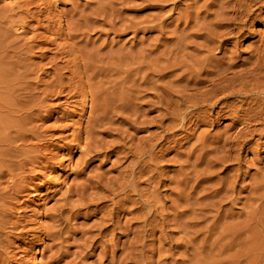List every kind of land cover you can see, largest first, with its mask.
I'll list each match as a JSON object with an SVG mask.
<instances>
[{
  "label": "rangeland",
  "instance_id": "374dc122",
  "mask_svg": "<svg viewBox=\"0 0 264 264\" xmlns=\"http://www.w3.org/2000/svg\"><path fill=\"white\" fill-rule=\"evenodd\" d=\"M36 1H38V2H36ZM49 1H50L49 2L50 6L49 7L47 6L48 7L47 8V7H45L46 5H44V4H43L44 6L41 5V0L40 1L39 0H15V1L14 0L13 1L12 0H0V32L2 31V33H6V32H8V29H10V32H8V36L6 35L7 33L6 34L1 33L2 35L0 34V98H1L0 99V104H1L0 106L8 104L6 106H8L9 108L11 107V109H9L6 106L0 107V110L2 111V112L0 111V122H1L0 126L2 127V124H4L3 127L0 129V135H2L1 132H3V131L5 132V133L3 132V137L2 138L0 137L1 138L0 139V144H1L0 145V159L2 158L4 160L1 159V161L7 162V163H3L0 161V171L3 170L2 172L4 173V178L3 177L2 178L5 180V181H3V179H0V180H2V181H0V188L3 190H7V192H8V188L11 187L10 186L11 184H9L10 176L8 175L6 170L12 166L9 170H11V169L15 170L16 169L15 171H13L14 173L13 172L12 173L15 175V177L17 175L20 177V179H19V177L17 176L15 180L16 181L20 180L21 184H19V186H21V188L23 189V191H22L23 193L20 192V193H22V195H20V193H19L20 196L17 195V198L19 197L18 199L16 198L17 203H16V201L13 200V202L16 203L15 205L17 208L15 209L16 211L12 214V218L15 220L17 218L20 220L25 219L27 221H30V225L28 228H33L34 226L38 227L39 224H40V226L41 225L48 226L47 224L50 225L51 224V220H50L51 217L56 214V207L58 206V204H60L62 202V199H61V198H63L62 196H63V194H65L68 191L69 188L71 189V187H72V189H73L79 185L81 187L88 189V193L99 192L98 189H95L92 187V183L96 182L98 179H102V181H104V182L108 181V179L114 180L118 177L120 171H123V169H124L123 165L124 164L122 165V162L120 163V162H117V160H115L119 157L115 154L108 156V157H105L104 155H102V156L100 155V156L95 157V159L89 161L87 163V165L83 164V161L85 159H87V157L82 156V152H80L81 147L80 148L78 147L79 145L84 146V144L86 142L84 140L86 138L84 131H85V128L87 130V128L90 127L89 122H91V121L93 122L94 120L100 119L97 116H100L101 113L99 111L93 112V109L96 105H98L100 103V107L96 106V109L104 110L105 109L104 103H106L105 98H106V101L111 102L113 99L116 100L120 95L121 96L131 95V92H132V94L136 95V97H138V96L141 97V101H140V97H139V99L136 98L134 100V105L136 106V104H137L136 107L141 108L143 113H141V115L139 117V119H141V120H136L134 123L133 122L131 123V121H129L130 123L128 122L129 124L127 126V123L122 124V123H120V121H116L117 120L116 115L119 116L120 113L119 114L115 113V115H114V112H113L114 110H113L112 113L110 112L109 114H107L108 122H105V123H109L111 125H109V124L104 125L105 124L104 123V124H102L101 127L99 125L98 127L95 126L96 128L93 129L94 132L96 133L95 134L96 138H98V139L100 138L99 140H102L104 142H111V140L112 141L114 139L116 140L119 137V133L120 134L125 133L123 135H124V137L127 136L126 139H129V138L131 139L133 137L132 138L133 143L136 144V142H137V144H139L144 138H146V135L148 137L149 134L151 135L152 132H153L152 133L153 135L154 134L156 135V133H159L160 129L158 128V118L156 116H157L158 111H159L158 107H160L161 104H159L158 100L155 98L157 97V95H159L158 93L161 91L160 90L161 88L168 86V83H170V81L174 80V75H172L170 78L169 76L163 77V75H164L163 72H161L159 74L160 71L157 70L158 67L155 65V64H157V62L153 61L156 58L155 59H153V58L159 54L157 52V48H159V47H157V46H160V47L162 46V48L166 49L169 46L173 45L172 44L173 38L176 37V34L173 33V31H175L174 28L175 29H178V28L181 29L180 26L181 27L184 26L183 25V20H185L184 17L186 18V16L183 15L184 10H182L181 8L184 9L185 6L187 7V5L189 6L190 3H192V1L190 2L188 0H186V3L184 2V0H49ZM187 1H188V3H187ZM201 1L203 2L204 0H201ZM11 2L12 3L16 2V3H18V5H19V3H20V5L21 4L24 5L26 2L27 5H24V7L22 5L21 6L19 5L20 7L19 6L16 7L14 5V3L12 4ZM202 2H200L199 5ZM37 3L40 5V7L38 8V10H35L39 6ZM12 5H13V7H15V10L12 7ZM35 5L36 6L38 5V6L36 7ZM9 7L11 9H13V12H11V13L9 12L10 11ZM43 7H45V9ZM17 8H21V10H19ZM22 8H24V10H26L27 8L30 10L32 8V9H34V11L32 10V12H35V11L38 12V14L35 12V15H34V16H36L35 19L32 17L27 19L28 21H26V22H27V26H28L27 28H29V31H27V28L23 29V30H25V32L27 31L26 33L23 32L22 29L19 30V28H16V26H14L15 22H13L9 25L10 28L7 25L8 22H6L7 24L5 23V21L8 20V19H6V16H8L9 18L13 17L14 21H16V19H18V16L20 15L19 13L21 12V16L23 17L25 13H24V10L22 11ZM41 8H43L44 11L40 12L39 10H42ZM102 8L104 9V12H103ZM200 8H201V6H197V8H195L196 10L198 9L197 11H199L197 13L199 15L201 14L200 19H202L203 16H206L205 14H206V11L208 9H209L208 12L209 11L211 12V10L212 11L216 10V7H214V9L213 8L212 9L207 8V10H205L204 7L202 9H200ZM48 9L50 10V12ZM173 9L176 11L174 12ZM203 9L205 10L204 12H203ZM178 10H180V11L178 12ZM191 10H193V11H191ZM190 11H191L192 15H193V13H196V11L194 9H189V12ZM200 11H201V13H200ZM17 12H18V14H17ZM43 13H47V14H43ZM50 13L55 15V16H53V15L51 16ZM40 14L42 16H39ZM82 14L84 16L86 15L85 16L86 18L88 17L89 20H87V24L84 22L82 24H79V21L80 22H82L84 20L86 21V18L83 17L84 18L83 19L81 16H78V15H82ZM181 14L183 15L182 16L183 17L182 22L178 21L179 16H177V15H181ZM202 14H203V16H202ZM263 14L262 13L260 14V20L261 19L264 20ZM46 15H47V17L45 19L44 17ZM87 15H89V16H87ZM194 16L195 15H193V17ZM261 16H263V17H261ZM49 17L50 18L55 17L56 21L54 20V18L52 19L54 21L48 20L47 18H49ZM79 17H81V18H79ZM37 18L40 21H37ZM41 18H44V19L41 20ZM90 18H91V20H90ZM162 18L165 20V22H164V20H162ZM170 18H172V20H170ZM175 18H177L176 19L177 22L175 21ZM29 19H32V21ZM33 19L36 21H33ZM168 19L170 21H168ZM209 19H212V17H209L208 20ZM11 20L12 19H10V21ZM45 20H48L50 22L51 28H48L49 25H47V23L49 24V22H47V21L45 22ZM10 21H9V23H10ZM151 21L153 22L154 26L157 25L156 22H158V23L164 22V24H166V23L168 24L170 22L169 25H167V24L165 25L166 27H168V26H170V27H168V28L165 27V28H166V30H171V34L169 35L170 32L166 31V33H168V34H165V35H167L165 37V35H163L165 33V30L163 33H160V32L158 33V31L156 30L157 28L155 29L157 31V33L154 29L151 30L150 28L153 27V24L151 23ZM74 22H76V24H73ZM171 22H173V23H171ZM200 22H202V20ZM200 22H197V23H200ZM70 23H72L71 25H73L75 28L71 27ZM77 23H78V25H77ZM115 23L117 24V26ZM84 24H86V25H84ZM147 24H148V26H147ZM172 24H173V26H172ZM176 24H179V25L177 26ZM114 25L116 26V28H114L115 27ZM175 25L177 28L175 27ZM191 25L193 26V23ZM11 26H12V28H11ZM13 26L17 29V31L19 30L23 33H19V31L17 32L16 29L13 28ZM46 26H47V30L45 28ZM110 26H113L114 29ZM3 28H4V30H2ZM5 28H7V29H5ZM110 28H112L113 30L116 29L119 31L112 32L113 30H110ZM145 28H146V30H147V28H148V30L150 29L149 32H148V30L146 32V30H144ZM121 29H122V31H121ZM187 29H189V31L187 30V32L193 31V30H190V28H187ZM194 29H196V27ZM263 30H264V25H263L262 21L258 20V22L256 24L249 27L248 30L245 31V33L243 34V38H241L235 46L230 45L228 48H233L232 51L234 52L235 57L237 59H239L240 61L243 60L244 58L247 59L248 57H250V54H252L253 46H256L258 44L257 40L259 39V36ZM3 31H5V32H3ZM156 37L158 38V40ZM159 37H160V39H159ZM163 37H165V38H163ZM4 38H5V40H4ZM17 38H20V39H17ZM154 38H155V41H154ZM26 39H28L29 41ZM167 39L169 40L167 42H171V41L172 42L167 43L166 42ZM3 40H4V42H3ZM151 40H153V41H151ZM25 41L26 42L28 41L31 43V44L29 43V45H27V48L30 45H34V47H32V48H31V46L29 47V49L31 51H27V48H25L26 44H28V42L25 43ZM174 41H175V38H174ZM156 42L158 45L156 44ZM151 43H153V44H151ZM165 43H167V44H165ZM21 44H24V45H22V47H20L19 45H21ZM148 44H149V46H148ZM35 45H37V46H35ZM147 46H148V49H147ZM23 47L26 50H24ZM19 48H21L22 50ZM162 48H159L158 51L159 50L162 51L163 50ZM136 49L139 52L138 57L136 55V51H137ZM149 49H150V51H149ZM153 49L155 50V52H152V51H154ZM145 50H147V52ZM234 50H236V52H238V53H235ZM92 52H95V53L92 54ZM114 52H115V54L111 58V55H109V53L112 54ZM118 52H120L119 53L120 54V56H119L120 61H119V59H116V58H118V55H116V53H118ZM121 52H123V54ZM140 52L141 53L144 52V53L141 54ZM151 52L155 55H153ZM91 54L93 55L92 60L89 59ZM151 54H152V56H151ZM88 55H89V58H88ZM128 55H129V57H128ZM139 55H143L144 57L139 56ZM109 56H110V59H112V60L109 59ZM125 56H127V57H125ZM150 57H151L152 62L148 61L150 59ZM128 58H130V59H128ZM136 58H138L139 60ZM24 59H26V60H24ZM132 59H133V62H130ZM141 59H143V61L146 60L145 62L148 64H146V63L145 64L148 68L150 67L152 70H154L156 68L153 76L151 74V72L153 73V71L150 68L148 70L147 67L145 69V67H144L145 64H144V62H142ZM23 60L25 61L24 63H23ZM116 60H118V61L116 62ZM124 60L126 62H124ZM21 61L23 64L21 63ZM136 61L139 65H143V64L144 65L141 67L136 63ZM123 62H124V64H123ZM139 62H141V63H139ZM126 63H127V65H125ZM134 63H136L138 66ZM151 63H152V65H151ZM84 64L87 65L88 68H87V66L85 67ZM108 64L109 65L111 64V65L108 66ZM83 66H84V68H83ZM135 66L140 67L141 69L138 68L139 69L138 70V69H136ZM89 67H90V69H89ZM128 67H130V68L133 67V69H130ZM134 67L136 70L134 69ZM85 68L89 71L84 70ZM100 68H102V69L104 68L103 69L104 71ZM111 68L114 69V71L116 73L111 70L112 72H114L113 74H111L112 73L110 71ZM126 69L127 70L130 69V70H128L129 73H128V71L126 73H122L123 71L125 72ZM79 70H81V71H79ZM105 70L110 71V73L108 74L109 76L106 75L108 73V71H106L107 73L105 74V76L107 79L104 77ZM116 70H118L119 73H117ZM132 70L134 73L130 72ZM74 71L77 72L78 74H75ZM161 71H164V70H161ZM177 71L178 72L175 71L174 74H176V73L179 74L181 72V70H177ZM84 72H85V74L87 73L86 76L83 75ZM139 72H140V74H139ZM146 72H147V75H146ZM149 72H150V74H149ZM157 72L159 75H162V77L160 76L161 78L159 77L158 74H156ZM97 73L99 76L97 75ZM132 73L135 75H133ZM141 73H142V77H141ZM79 74L82 76L81 79H80ZM92 74H94V75H92ZM130 74H132V75H130ZM78 75H79V77H78ZM124 75L128 76L129 78L128 77L124 78L123 77ZM96 76H98V77L96 78ZM120 77L123 80L127 79V81L128 80L129 81L128 82L125 81L126 83L122 84L124 81ZM130 77L133 81L132 80L130 81ZM135 77H137V78L135 79ZM144 77H145V79L148 77L146 79V81L143 80ZM156 77H159L158 81L156 80V79H158ZM93 78H94V80H93ZM164 79H166V80H164ZM102 80H103V82H102ZM110 80H112V82H110ZM113 80H115V81L116 80H118V81L122 80L121 81L122 83L120 82L121 83L120 84L117 81H116L117 82L116 83ZM160 80H163V81H160ZM133 82L134 83L137 82L136 83L137 85H138V82L140 85L142 84L141 88L139 85V88L137 89V87H136L137 85L134 84ZM143 82L147 83V84L145 86H143V84H144ZM151 82L153 85L151 84ZM162 82L165 83L166 85L161 84ZM105 83H107V84H105ZM111 83H113V85L115 83L114 87H117V88H115L116 90H114L115 92L114 91L112 92V89L114 87L113 86H112V88L110 87ZM127 83H129V84H127ZM148 83H150V84H148ZM156 83H157V85H156ZM99 84L100 85L103 84L102 85L103 87L100 86ZM108 84H109V86H107ZM130 84L131 85L133 84L132 85L133 87ZM97 85H99L102 90L104 88V91L107 94L103 95L104 91H102L103 92L102 93L101 90L98 89L100 87H97ZM117 85H119V86H117ZM122 85H124V87ZM148 85H150V87ZM94 86H95V88H94ZM104 86H106V88ZM121 86L123 87V90L120 89ZM156 86L157 87L159 86L158 89L160 91L158 89H156L157 88ZM107 87L109 89H107ZM127 87H130V88H128L130 90H128ZM145 87L147 89L148 88L149 89L147 90ZM142 88H143V90H142ZM119 89L122 90L123 92L122 91L120 92ZM124 89H127V90H124ZM153 89H154V91H153ZM91 90H92V92H91ZM97 90L99 91V93ZM110 90L113 94L115 93L114 97H113V94L110 92ZM87 91L93 95H96L97 97L101 95L100 97L102 98V100L100 99V97H98V99L96 97V100L99 101L98 102L95 100L94 103H96V105L93 102H89V100L92 101V98H91L92 95L89 96L90 93H87ZM116 91H118V92H116ZM124 91L125 92L127 91V92L124 93ZM135 91H137V92L135 93ZM140 91H141V93H140ZM142 91H144V92H142ZM83 92H84L85 97L83 96ZM85 92H86V94H85ZM108 92H110V93H108ZM123 93L125 95H123ZM139 94H141L143 96H141ZM80 95H82V96H80ZM108 95H110V97L112 96L111 98H113V99L109 98ZM144 95H146V96H144ZM15 96L16 97L19 96L20 98L17 97L18 98L17 99ZM21 97H22L23 101L20 100ZM103 97H105V98H103ZM15 99H17V101ZM1 101H3V103ZM19 101H22L21 106L18 103ZM4 102H5V104H4ZM142 102H143V104H142ZM91 103L94 105H92ZM102 104H103V106H102ZM22 106H23V108H22ZM101 106H102V108H101ZM155 106H157V108ZM90 107H92V109H90ZM2 108H4L5 110L3 111ZM17 109H21L22 111L20 110V112H18L19 110H17ZM25 109L28 111H26ZM7 110H9V112H12V113H6V112H8ZM23 110L26 111L27 114H26V112H23ZM91 111L95 114L94 115L92 113L90 114ZM107 111H109V110H107ZM144 111H145V113L146 112L147 113L145 114ZM96 113L98 115H96ZM110 114H112V115H110ZM142 114L144 116H146L147 118L145 117L146 118L145 119ZM29 115H30L31 119L29 118ZM27 116L29 119L27 118ZM153 116H154V119H153ZM23 117H26V118H23ZM92 117H94V120H91V119H93ZM155 117L157 119V122H156ZM22 118L26 121H24ZM111 118L113 119V121ZM130 119L132 120L133 117H131ZM149 119H152V121ZM6 121H7V124H6ZM9 121L11 122V124ZM114 121H116L117 123ZM136 122H138V123H136ZM152 122L153 123L155 122V123L152 124ZM139 123H140V126H138ZM229 123H230L229 120H221V122H219V124H218L219 126L217 125L215 130H217V132L218 131L220 132V130L223 131L224 128L227 127ZM130 124H132V126ZM136 124H138V125H136ZM10 125H13L16 128V130L19 129L18 130L19 134H18V131L16 133V131H14L15 130L14 127L13 126L10 127ZM194 125L195 126L197 125L196 128L198 127L196 130L194 129V127H195ZM4 126H6V128ZM130 126L133 128H131ZM136 126L140 127V128H137ZM32 127H33V129L35 127L34 130L32 129L33 133H34L33 135H32V131L30 130V128H32ZM117 127H119V129H121V130L119 131V129ZM4 128L6 129V131ZM134 128L137 130L138 129H140V130L136 131V130H134ZM9 129H11V131H7ZM28 129L30 130L31 133L28 132ZM114 129H116V130H114ZM204 129H206V130H204ZM1 130H3V131H1ZM124 130H125V132H124ZM207 130H209L207 128V126L206 127L204 125L198 126L196 121H194V122H191L187 125V133L188 132L190 133V131L192 132L190 134L188 133L189 136H188L187 141H185V140L183 141L181 139L185 135V133L182 132L184 134L183 135L181 133V131L176 132V135H178V136L175 139H176V141H178V143H182V142L184 143L185 142L186 145L185 144H183V145L185 146L186 150L183 147L182 151H184V150L188 151L189 148L194 149L196 147L197 142H195V141L199 138V136L204 131H207ZM215 130L212 132L210 131L211 135L215 133ZM233 131L234 130H230V132L228 131L227 132L228 135L233 133ZM6 132H7V137H8V135L11 137V135H13L14 132L16 134L13 135L14 137H12V139L10 137H8V138L6 137V139H4L5 138L4 134L6 135ZM20 132H21V135L23 134L22 138L20 136ZM26 133L29 136L32 135L31 138L29 136H27ZM79 133H81V134H79ZM193 133H196L197 135L195 134L196 135L195 136ZM17 134H18V136L16 137ZM191 134H192V136H191ZM34 135H35V137H34ZM36 135H38V137L40 139H37L38 137H36ZM193 135H194V137H193ZM25 136H26V138L28 137L27 138L28 141H26V139L24 140ZM197 136H198V138H197ZM190 137H193V138L196 137V139H193ZM32 138H34V139H32ZM73 138H74V140H73ZM75 138H77V139H75ZM79 138H81V139L79 140ZM139 138H141L140 139L141 141L139 140ZM177 138L181 139V140L179 141ZM189 138H190V140H189ZM2 139L6 140L5 143ZM10 139H11V141H10ZM21 139L24 142L18 141ZM7 140H9L11 142L10 143L8 141L10 146L13 145L11 147L12 149H10V146L7 143ZM75 140H77V141H75ZM2 142L5 145H3ZM12 142H14V144ZM187 142H189V144ZM193 142H194V146H193ZM77 143H79V145ZM154 143H156L154 148L158 150L164 142H162V144H159L160 146H157V144H158L157 141H154ZM3 146H5V147H3ZM47 146H48V148H47ZM15 147H18V148H15ZM156 147H158V148H156ZM177 147H175V150L177 149ZM2 149L4 150L3 152H2ZM17 149L21 150L20 151L21 153H19ZM7 151H9L11 154ZM156 152L160 153L158 151H156ZM196 152L199 153L198 151H195V156L198 155ZM6 153L9 155H6ZM24 153H25V155H24ZM26 153H27V155L30 153L29 154L31 156L30 158H32V159L35 158L34 159L35 165H34V163H33V165H32V163H30L32 159L29 160L30 158H28L29 156L28 157L26 156ZM33 153H35V154H33ZM20 154H22L23 156ZM13 155H15L14 158H12ZM16 155L21 156V157H17ZM34 155H35V157H34ZM173 155H174V152L167 155L166 157L171 158V157H173ZM48 156L53 157V159L48 157ZM195 156L192 157L190 160H192L194 158L192 161H195ZM3 157H5V158L7 157L8 161L12 158L9 161L10 164ZM23 157L24 158L26 157L25 159L28 158V162L30 161L29 162L30 164L28 162H27L28 164L24 163V162H26V160ZM83 157H85V158H83ZM120 157H121V155H120ZM241 157L243 158L242 161L244 160L243 164L241 166L242 167L241 169L243 172H242L241 180L239 182L240 185L237 187L238 190L236 189L237 190L236 193H234V195H231V197H230V198H234V199H232V202L229 199H226V200L221 199L222 202L220 201L221 204L219 205L218 199L214 198V201L217 200V202H216L217 204L215 205V208H213V209L210 208V209H208V211L207 210L205 211L206 217L204 219H201L202 216L200 217V215H197V213H195V217H194V215L191 214V211L189 213L188 210L189 209H191V210L195 209V208H197V206L199 207V205L195 204L194 202L199 203L201 201L200 198L203 197L204 195H206L208 193L210 195V192H211V194H213V189L210 187L215 185L214 182H205V184H203V186L205 185L204 187H206L204 190L201 188H197L195 190L196 193L190 192V193H193L191 195V197H193V198H192V200H190L189 204L186 203L184 200H182L180 202H176V204L172 208L171 207V204H172L171 199L172 200L174 199V197H172V196L176 192V189L174 188V186H175L174 183L171 184V181L172 180H174L173 182L176 181L175 179H177V178H175L176 177L175 176L176 175L175 170H178L179 167H178V164H176L175 162H174L175 163L174 164L173 162H170V161H166V162L163 161L162 162L163 164L161 163V166L164 168L165 171L168 170V173L166 172V174L169 175V177H168V175H165V180L167 182L165 181L162 185H159V184L155 185L154 183H152L153 184L152 188H154V189H151L152 184H149V182L143 181V179H142V178H144L145 180L147 179L148 176L145 177V175L150 176V174H145L144 177L140 178V180H139L140 182H139V186H138V189L142 191V195L143 194L145 195V193L147 192L146 193L147 196L143 195L144 198L150 196V199L152 200L153 197H156V200L158 198V201H160V205L163 206V208H162L163 211H161V213H160V215H161L160 218H159V214L157 212H154L155 215L154 214L151 215L149 217L150 219H148V220L154 219L153 221H154V224H157V226L155 225L157 228L153 227L154 226L153 221L147 222V224L150 223L149 224L150 227L148 225H146L143 229L141 228L143 226V224H142L141 219H140V214L145 212V209H144L145 206L142 204L144 206V208H142L143 206L141 204H139L141 202H140V200L138 201V197L136 195H135L136 196L135 197L133 193L131 194L128 192V194L126 196H130V197H126V200L127 199L128 200L127 201L124 200V203L122 204V206L123 205L125 206V209L123 208L124 206L123 207L121 206V208H123V212H122V209L120 208L121 210L118 213L117 221L119 220V227L117 225L114 228H112V227L108 228L107 230H105L103 232V234H105V235L101 236L102 238H100V236H98L99 230L102 229L101 227H103V226H101L102 225L101 222H103L101 219L104 218L103 214L107 213V211H106L107 209L109 210L110 208L114 207V206H112V202L109 201L108 199L100 200V201L97 200V202L92 201V202H90L91 204L88 203V205L81 207L80 208L81 210L79 209L77 211H74L72 213L74 215L69 216L70 218L68 219V222L66 221L65 223H62L61 226H59V229L61 228V230H59V235H58L57 239H54L56 241H53V238H49V237L47 238V237L41 236L40 234L38 235V233H36L37 235H35V236H29L30 238H28V240L26 239L25 241H23L19 237L20 236L19 233L16 232V234L9 237V243H10L9 244V250L10 251H15V250L18 251V247H26V246L33 247L31 254H29V256L27 257L28 261L26 264H50V263L51 264H113V262H114V264H119L118 262H121V261H123L122 264H132L133 262H131L130 258L132 257L133 252L131 251L132 253L131 252L129 253L130 249L127 246L130 244L133 245L135 242V243H137V245L134 244V247L136 246L135 250H138V251L141 250V247H139L140 243L138 244L139 241L136 242V238L138 237L137 239L139 240L140 234L144 233L143 235L146 236L148 233V235L146 237L145 236L142 237L143 235H141L142 238L140 237L141 244L146 243L145 241L148 242L147 244L144 245L145 248L147 247L146 248L147 251L145 250V248L143 249V251H144V253H142V255L144 254L142 256L143 259L139 258V260H138V261H140V260L142 261V263H140L141 261L139 262L140 264H147V263H149V264H160V263L161 264H264V188H263V185L261 186L262 187L261 188L260 184H259V181H261L260 176L262 177L264 175V146L259 145L257 147L255 145L251 144V148L249 147L248 150H244ZM54 158H55V160H54ZM167 158H165V159H167ZM13 159H14V161L11 162ZM21 160H22V163H21ZM34 160H32V161H34ZM190 160H189V162L192 163ZM14 162H16L15 163L16 165L13 164ZM18 162L20 163L21 167H19V165H17V164H19ZM43 162H46V163H43ZM114 162H115V164H114ZM40 163H43V164H40ZM116 163H117V165H116ZM1 164L2 165L7 164V165H5L6 166L5 169L6 168L7 169L4 170V168ZM21 164L24 165V168L22 167ZM9 165H11V166L8 168L7 166H9ZM219 166L217 169H222V167L219 168ZM13 167L14 168L18 167V169L17 168L14 169ZM83 167H85V168H83ZM121 167H123V168H121ZM202 167H203V164H201V166H199L198 169H200ZM1 168H2V170H1ZM185 169H188V167H186ZM20 171H21V173H20ZM244 171H245V173H244ZM6 173H7V175H6ZM17 173H19V174H17ZM21 177H24L23 179H26V180H23ZM6 178H9V179L7 180ZM166 178H168V179H166ZM170 179H171V181H170ZM32 180H33V182H32ZM257 181H258L259 185H256ZM1 182H2V184H1ZM254 182H255V187H254ZM18 183H19V181H18ZM148 184L150 185V187L146 186ZM209 184H210V186H209ZM249 184H251V185H249ZM169 185H170V188H169ZM192 185H194V183ZM7 186H8V188H7ZM241 186H243V187L245 186L246 190L245 189L241 190V188H240ZM247 186H249V187H247ZM257 186L259 188H257ZM90 187H92V188H90ZM173 188H174V190H173ZM150 189L153 191L151 192ZM156 190H158V191H156ZM171 190H173L174 192ZM251 190H252V192H251ZM155 191H156V193H155ZM198 191H200V192H198ZM203 191L205 193H202ZM7 192L5 191L4 193H7ZM148 192H149V194H148ZM172 192H173V194H172ZM194 193L197 195H195ZM237 193H238V195H237ZM152 194H154L153 197H152ZM124 196H122V197H121V195L117 196L116 199L114 198V200L118 201L117 199H121ZM158 196L161 197V199ZM59 199H60V201H58ZM73 199H76V197H73ZM209 199L210 198H208V200ZM161 200H163L164 202H162ZM208 200H207V202L213 201V200H210V201H208ZM191 201H192V203H191ZM18 202H20V203H18ZM136 202H138V204ZM177 203H178V205H177ZM190 204L193 207L190 206ZM168 205H170V207H168ZM139 206L141 208H138ZM219 206H221V207H219ZM155 207H157V204H155ZM185 207H187V214H186V208ZM176 209L177 210L179 209V210L177 211ZM182 209H184V212L182 213L183 215L180 217L181 213L179 211L182 212L183 211ZM164 210H165V213H163ZM195 210H197V209H195ZM140 211H142V212H140ZM137 213H138V216H137ZM156 213L158 214V217H157ZM184 213H185V216H184ZM168 214L171 216H168ZM174 214H176V216ZM189 214H191V216ZM18 216H19V218H18ZM162 216H164V217H162ZM182 217H183V219H182ZM161 218H165V220L163 219V222L165 221V225H164V223H161L162 222ZM191 218H194V221L192 219L191 223H192V221L193 222H197V221L202 222V220H203L201 226L207 225L206 226L207 230L204 227V231L201 230V232L203 231L204 233L202 232L201 234L200 233L198 234V233L188 232L187 234H185V236H187V237L182 235L185 232H182L181 226L179 227L177 224H176L177 226L174 225L176 223V222L174 223V221H178V219H179L178 223L184 222V220H185V222H187L186 220L189 221ZM31 219L34 222H32ZM155 219H157L158 221H156ZM167 222H169V223H167ZM203 223H204V225H203ZM152 224H153V226H152ZM158 225L161 228L158 227ZM151 228H153L154 230ZM111 229L113 230L112 233L110 232ZM141 229H142V232H141ZM160 229L163 231L165 230L164 233H163V231H160ZM108 230H109V232H107ZM139 230H140V232H139ZM143 230H145V231H143ZM183 230H184V228H183ZM132 231L136 232L137 237L133 234ZM185 231H187V230H185ZM151 232H153L154 238L152 237L153 234H151ZM166 233H168V234H166ZM29 234L32 235V232H29ZM162 234L166 235L167 237L163 236ZM189 234H190V236H189ZM193 234H196V235H194V237L195 238L198 237V238L196 239L195 242L194 241L192 242L194 244H192V243H191L192 245L189 244V246H191V247H189V246H187L188 245V239L190 237H192ZM221 234H223V236ZM33 235H34V233H33ZM95 235H97V236H95ZM104 236L106 238H104ZM150 236L153 239H151ZM206 236H208L209 238H207L205 240L204 237L206 238ZM89 237H91L92 239ZM131 237L133 238L134 242H132ZM164 237H166V238H164ZM194 237H192V238H194ZM143 238H144V242H143ZM163 238L165 239V241ZM185 238H187V240ZM97 239H98V241H97ZM105 239L107 240V242ZM83 240L86 241V243H84ZM92 240H95V244H94L95 249L94 250L89 248V245L91 244L90 241H92ZM174 240H175L176 244L174 243ZM184 240H186L187 242L185 241L186 242L185 243ZM27 241H29L30 243ZM170 241H171V243H170ZM123 242H124V244H123ZM177 242L179 243V245L177 244ZM181 243H183V244H181ZM99 244H100V246H99ZM105 244L107 245V247ZM17 245H18V247H16ZM108 245H109V247H108ZM170 245H172V246H170ZM181 245L182 246L185 245L187 247L183 248L184 247L183 246L180 249L179 247ZM203 245H205L206 248H204ZM84 246H86V247H84ZM174 246H179L178 248L180 250L177 249V247L175 248ZM100 247H102V248H100ZM114 247H115V249H114ZM126 247L128 249L127 250L128 251L127 252L128 253L127 259L125 258L124 254H122V251H121L122 250L121 248H126ZM168 247H170V248H168ZM12 249H14V250H12ZM169 249H170V251H169ZM176 249L178 251H176ZM182 249H183V252H182ZM204 249H205V251H204ZM184 250L187 252L184 253L185 252ZM106 251H107V253H106ZM166 251H168V252L166 253ZM171 251H173V252H171ZM111 252H113L112 255H111ZM169 252H171L170 255L173 254V257H172V255H171V258L169 257L170 256V255H168ZM62 253H63V255H62ZM152 253H153V255H152ZM125 259H126V261H125ZM172 261H174L175 263ZM67 262H69V263H67Z\"/></svg>",
  "mask_w": 264,
  "mask_h": 264
},
{
  "label": "bare ground",
  "instance_id": "6f19581e",
  "mask_svg": "<svg viewBox=\"0 0 264 264\" xmlns=\"http://www.w3.org/2000/svg\"><path fill=\"white\" fill-rule=\"evenodd\" d=\"M13 1V0H12ZM15 1V0H14ZM40 1V0H39ZM188 1H192V3H190V5L187 7L185 6V8H181L182 10H184V14L186 16V18L184 17L185 20H183V25L184 26H180L181 29H175V31H173V33L176 34V37L175 38V41H174V38H173V45L169 46L168 48H162V46H157V42H156V46L159 47V48H162L163 50L162 51H158L159 48H157V52L159 53L157 56H155L153 59V61H156L157 64H155L160 72H163L164 75L163 77H166V76H169L171 78L172 75H174V80L173 81H170V83H168V86H165L163 88H161L160 90L158 89V87L156 89H158L160 92L158 93L159 95H157V97L155 99L158 100V103L161 104L160 107H158L159 111H158V114H157V118H158V128L160 129L159 133H156V135L152 134L151 135L149 134V136L147 137L146 135V138H142L143 140L141 141L139 138V140L141 141L139 144H134L133 143V137L130 139H126V137H124L123 134L125 133H119V137L114 141L111 140V142H104L102 140H99L98 138H96L95 136V132L93 129H95L96 127H98L100 125V127L102 126V124H104L105 122H108V119H107V114H109L110 112L112 113V111L114 112V115L115 113H120L119 116L116 115V118L117 120L116 121H120V123H127V126L128 124L130 123L129 121H131V123L135 122L136 120H141L139 119L141 113L142 112V109L139 108V107H136L134 105V100L136 98L139 99L140 96L136 97V95H133L132 92H131V95H125L124 93H126L124 91L123 95L125 96H119L116 100L111 98L110 95L109 98L113 99L111 102H108L106 101V98H105V106H104V110L102 109H96V106L100 107V103L98 105H96L95 100H96V95H93L91 94L90 92L87 91V93H90L91 98H92V101L89 100V102H93L96 106L94 107L93 109V112H100L101 113V117L100 116H97L99 117L100 119L98 120H94V117H92L93 119L91 120H94L93 122H89V125L90 127L85 128V136L86 138L84 139L86 142L84 144V146H80L79 143H77L79 146V148L81 147V150L80 152H82V156H85L87 157V159H85L83 161V164L87 165V163L93 159H95V157L97 156H102L104 155L105 157H108V156H111L113 154L119 156L117 159V162H122V165L124 166V169L123 171H120L118 177L116 179H112V180H109L104 182L102 181V179H98L96 182L92 183V187L95 188V189H98L99 192H95V193H88V189L84 188V187H81V186H77L75 188L71 189L69 188L68 191L63 194V198L62 199V202L60 204H58V206L56 207V214L54 216L51 217V224H47L48 226H43L39 224L38 227L34 226L33 228H28L29 225H30V221H27L25 219H13L12 218V214L16 211L15 209L17 208L16 207V198H17V195H19L20 192L23 191V189L21 188V186H19L20 183V180L19 183L18 181H16V176L13 174L18 167H13L15 170H9L12 166L9 165L7 166L9 169H5V165H2L4 170H6V172L8 173V175L10 176V179L9 178H6L7 180L9 179V184H11L8 188V192L7 190H3L0 188V264H26L27 261H28V256L29 254H31V251H32V248L33 247H30V246H26V247H18V245L16 247H18V251H10L9 250V237H11L12 235L19 233V237L21 238V240L25 241L26 239L28 240V238H30L29 236H35L37 235L36 233H38V235L40 234L41 236H44V237H49V238H53V241H56L54 239H57L58 235H59V230H61V228L59 229V226H61L62 223H65L66 221L68 222V219L70 218L69 216L70 215H74L72 214L74 211H77L79 210L81 207H84L86 205H88V203L92 202V201H95L97 202L100 201V200H105V199H108L109 201L112 202V208H110L109 210L107 209V213L106 214H103L104 218L101 219L103 222L101 226L102 229L99 230V233H98V236H100V238H102L101 236L105 235L103 234V232L105 230H107L108 228L112 227H116L118 225L119 227V220L117 221L118 219V213L120 212V210L122 209V212H123V208L125 209V206L123 207L122 204L124 203V200H126V197H130V196H126L129 193H133L134 196L136 195L138 197V201L140 200L141 203L139 204H143L145 206L142 207L145 209V212L144 213H141L140 214V219H141V222L143 224V226L141 227L142 229L148 225L150 223L147 224L148 221H153V220H148L150 219L149 217L151 215L154 214V212H157L159 214V218H160V213L161 211H163V206L160 205V201H158V198L156 200V197H153L154 194H152V200L150 199V196L148 197H145L142 195V191L138 189V186H139V180L140 178L144 177L145 174H150L149 175H145L148 176L147 179L145 180L144 178L143 181H147L149 182V184H152L154 183L155 185L156 184H159V185H162L166 180H165V175H168L166 174V172L168 173V170H164V168L161 166V163L163 161H170V162H175L176 164H178V167L179 169L178 170H175V179L176 181L173 182L174 180L171 181V184L174 183V188L176 189V192L173 194V191L172 194L174 197V199L172 200L171 199V207L173 208L174 205L176 204V202H180L182 200H184L186 203L189 204L190 200H192L193 197H191V195L193 193H190V192H195V190L197 188H201V189H205L206 187L203 186V184H205V182H214V186L210 187L213 189V194H211L210 192V195L209 193L204 195L203 197H201V201L199 203H196L194 202L195 204L199 205V207L197 206V210L195 209H189V213L191 211V214L194 215L195 217V213H197V215H200L201 219H204L206 217V213L205 211L208 209H213L215 208V205L217 204V200L214 201V198H217L218 201H219V205L221 204L220 201L222 202L221 199H229L231 202H232V199L234 198H230L231 195H234V193H236V191L238 190L237 187L240 185L239 182L241 180V176H242V164H243V161H242V153L244 150H248V148L250 147L251 148V144L252 145H255V146H259V145H263L264 146V30L262 31V33L260 34L259 36V39L257 40L258 44L256 46H253V49H252V54H250V57H248L247 59H243V60H239L235 57V54L234 52L232 51L233 48H228L230 45H233L235 46L238 41L243 38V34L245 33V31L248 30L249 27L253 26L254 24H256L259 21H262L263 25H264V20L261 19L260 20V14L264 13V0H204L203 2L201 0H188ZM187 1V3H188ZM38 2V1H36ZM50 1L48 0H41V5H46L45 7H49L50 6ZM182 2V1H181ZM184 2L186 3V0H184ZM202 2L200 5L199 3ZM12 3V2H11ZM14 5L16 7H18L20 5H18V3L16 2H13ZM12 3V4H13ZM24 4V3H23ZM32 4V3H31ZM38 4V3H37ZM110 4V3H109ZM108 4V5H109ZM22 5V4H21ZM20 5V6H21ZM24 5H27L26 2ZM24 5H22L24 7ZM34 5V4H33ZM39 5V4H38ZM37 5V6H38ZM43 5V6H44ZM19 6V7H20ZM36 6V5H35ZM36 6V7H37ZM197 6H201L200 9H202L203 7L205 8V10H207V8H213L216 7V10L212 11L211 9V12L208 10L206 11V16H203L202 14V19H200V15L197 13L199 11H197L195 8H197ZM13 7V5H12ZM26 7V6H25ZM35 7V8H36ZM40 7V5L35 9V10H38V8ZM45 7H43L45 9ZM47 7V8H48ZM175 7V6H174ZM14 10H15V7H13ZM43 8H41L42 10H39L40 12L41 11H44ZM46 8V9H47ZM19 10H21V8H17ZM103 9V8H102ZM101 9V10H102ZM186 9V10H185ZM189 9H194L196 11V13H193V15H195L193 17L191 11L189 12ZM9 12H13V9H11L9 7ZM18 10V11H19ZM24 10V8H22V11ZM32 10L34 11V9H26L24 10V16L22 17L21 16V12L19 13L20 17L18 16V19H16V21H14L13 17L12 18H9L8 16H6V19H8L10 21V19H12L9 23L8 20L5 21L8 22V26L15 22L14 23V26H16V28H19L20 29H26L28 26H27V22L28 21L27 19L28 18H34L36 16L35 15V12H32ZM49 10V9H48ZM174 10V9H173ZM172 10V11H173ZM181 10V11H182ZM203 9V12L205 11ZM176 10H174L175 12ZM180 10H178L179 12ZM194 11V12H195ZM39 12V13H40ZM50 12V10H49ZM103 12H104V9H103ZM202 12V13H203ZM38 14V12H36ZM48 13V12H47ZM47 13H43V14H47ZM96 13V12H95ZM201 13V11H200ZM15 14V13H14ZM18 14V12H17ZM16 14V15H17ZM42 14V13H41ZM39 15V16H42V15ZM51 14V13H50ZM178 14V13H177ZM180 14V13H179ZM13 15V14H12ZM49 15V14H48ZM53 14H51L52 16ZM182 14L181 15H177L179 16V20L178 21H181L182 22V19H183V16ZM264 15V14H263ZM10 16V15H9ZM34 16V17H33ZM44 16V15H43ZM55 16V15H53ZM78 16H81L82 18H86L83 14L82 15H78ZM89 16V15H87ZM38 17V16H37ZM47 15L44 17L46 19ZM79 17V18H81ZM165 17V16H164ZM163 17V18H164ZM174 17V16H173ZM172 17V18H173ZM209 17H212V19H209ZM263 17V16H261ZM3 18V17H2ZM1 18V19H2ZM5 18V17H4ZM44 18H41L44 19ZM50 18V17H49ZM47 18L48 20H52L54 18L55 20V17L53 18ZM60 18V17H59ZM58 18V19H59ZM78 18V19H79ZM83 18V19H84ZM155 18V17H154ZM162 18V20H164ZM172 18H170V20H172ZM33 21H36L34 20ZM153 19V18H152ZM177 18H175V21L177 22L176 20ZM187 19V20H186ZM3 20V19H2ZM5 20V19H4ZM32 21V19H29ZM48 20H45V22H49ZM52 20V21H54ZM87 20L88 17L86 18V21H82L80 22L79 21V24H82L83 22L87 24ZM91 20V18H90ZM167 20V19H166ZM168 19V21H170ZM202 20V22L200 21ZM37 21H40L38 18H37ZM56 21V20H55ZM156 21V20H155ZM160 21V20H159ZM200 22V23H197V22ZM30 22V21H29ZM42 22V21H41ZM150 22V21H149ZM165 22V20H164ZM164 22H156L157 25L154 26L153 22L151 21V23L153 24V27H151L150 29L151 30H156L158 31V33H163L164 30H165V34H168L166 33V31L170 32L169 35L171 34V30H166V28L170 27H166L165 25L167 24H164ZM174 22V21H173ZM171 22V23H173ZM39 23V22H38ZM53 23V22H52ZM155 23V22H154ZM170 23V22H169ZM169 23L167 25H169ZM193 23V26L191 25ZM72 23H70V26L75 28L73 25H71ZM73 24H76V22H74ZM84 24V25H86ZM116 24V23H115ZM150 24V23H149ZM259 24V23H258ZM29 25V24H28ZM41 25V24H40ZM47 25H49L48 28H51L50 27V22L49 24L47 23ZM78 25V23H77ZM113 25V24H112ZM151 25V24H150ZM177 26L179 24H176ZM175 25V27H176ZM181 25V24H180ZM13 26V28H15ZM115 26V25H114ZM117 26V24H116ZM116 26L114 28H116ZM148 26V24H147ZM173 26V24H172ZM113 28V26H110ZM133 27V26H132ZM150 27V26H149ZM166 27V28H165ZM196 27V29L194 28ZM10 28V26H9ZM12 28V26H11ZM15 28V29H16ZM46 30H47V26L45 27ZM112 28H110V30H113ZM126 28V27H125ZM172 28V27H171ZM170 28V29H171ZM177 28V27H176ZM187 28H190V30H193L191 32H187V30L189 31V29ZM7 29V28H5ZM149 29V30H150ZM4 30V28L2 29ZM18 30V31H19ZM51 30V29H50ZM125 30V29H124ZM146 30V28L144 29ZM148 30V28H147ZM146 30V32H147ZM148 30V32H149ZM155 30V31H156ZM7 31V30H6ZM17 31V29H16ZM17 31V32H18ZM27 31H29V28H27ZM26 31V32H27ZM116 32V31H119V30H113L112 32ZM122 31V29H121ZM156 31V33H157ZM5 32V31H3ZM8 32H10V29H8ZM8 32L6 33H2V31L0 32V34H6L8 36ZM23 32H25V30H23ZM21 31H19V33H23ZM25 32V33H26ZM50 32V31H49ZM152 32V31H151ZM153 33V32H152ZM155 33V32H154ZM1 34V35H2ZM117 34V33H116ZM159 35V34H158ZM168 35V36H169ZM157 36V35H156ZM160 36V35H159ZM167 35H165L166 37ZM163 37V38H165ZM170 37V36H169ZM173 37V36H172ZM6 38V37H5ZM4 38V40H5ZM157 38V37H156ZM171 38V37H170ZM169 38V39H170ZM17 39H20V38H17ZM30 39V38H29ZM160 39V37H159ZM3 40V42H4ZM28 40V39H26ZM158 40V38H157ZM156 40V41H157ZM29 41V40H28ZM27 41V42H28ZM153 41V40H151ZM154 41H155V38H154ZM169 41L168 39L166 40V42ZM25 41V43H27ZM162 42V41H161ZM172 42V41H171ZM171 42H167V43H171ZM241 42V41H240ZM24 43V44H25ZM30 42H28V44H26V47L27 48V45H29ZM165 43V44H167ZM16 44V43H15ZM24 44H21L19 45L20 47H22V45ZM31 44V43H30ZM153 44V43H151ZM155 44V43H154ZM163 44V43H162ZM18 46V47H19ZM31 48L34 47V45H30ZM29 46V47H30ZM37 46V45H35ZM58 46V45H57ZM149 46V44H148ZM148 46H147V49H148ZM167 46V45H166ZM29 47L27 48V51H31L29 49ZM24 47L23 49L26 50ZM151 48V47H150ZM237 48V47H236ZM21 49V48H19ZM29 49V50H28ZM63 49V48H62ZM140 49V48H139ZM146 49V48H145ZM22 50V49H21ZM137 50V49H136ZM154 50V49H153ZM26 51V52H27ZM147 52V50H145ZM150 51V49H149ZM235 53H238L236 52V50H234ZM90 52V51H89ZM138 50L136 51V55L138 57V54L139 52ZM152 52H155L152 51ZM151 52V53H152ZM156 52V53H157ZM95 53V52H92V54ZM120 52L116 53V55H118V58L116 59H119L120 61ZM123 54V52H121ZM129 53V52H128ZM131 53V52H130ZM135 53V52H134ZM141 53V52H140ZM144 53V52H142ZM141 53V54H142ZM149 53V52H148ZM147 53V54H148ZM91 54L90 58H89V55H88V58L92 60L93 58V55ZM113 54V55H112ZM109 55H111V58L112 56H114L115 52L112 53ZM121 54V55H122ZM153 54V53H152ZM151 54V56H152ZM134 55V54H133ZM132 55V56H133ZM135 55V56H136ZM146 55V54H145ZM155 55V54H153ZM123 56V55H122ZM131 56V57H132ZM139 56H142L144 57L143 55H139ZM148 56V55H147ZM237 56V55H236ZM127 57V56H125ZM129 57V55H128ZM146 57V56H145ZM141 58V57H140ZM147 58V57H146ZM109 59H110V56H109ZM114 59V58H113ZM126 59V58H125ZM130 59V58H128ZM138 59V58H136ZM26 60V59H24ZM23 60V63L25 62ZM112 60V59H110ZM127 60V59H126ZM139 60V59H138ZM142 62H144V64L146 63L145 61H143V59H141ZM118 60H116L117 62ZM150 62H152L151 60V57L150 59L148 60ZM124 62H126L124 60ZM123 62V64H124ZM130 62H133V59L130 61ZM155 62V63H156ZM22 63V61H21ZM20 63V64H21ZM22 63V64H23ZM137 63V61H136ZM134 63V64H136ZM141 63V62H139ZM112 64V63H111ZM110 64V65H111ZM119 64V63H118ZM117 64V65H118ZM122 64V63H121ZM131 64V63H130ZM133 64V65H134ZM138 64V63H137ZM136 64V65H137ZM143 64V63H142ZM143 64V65H144ZM148 64V63H146ZM146 64L144 65L145 69H146ZM25 65V64H24ZM27 65V64H26ZM85 65V64H84ZM90 65V64H89ZM92 65V64H91ZM108 64V66H110ZM127 65V63L125 64ZM129 65V64H128ZM139 65V64H138ZM137 65V66H138ZM143 65H139V66H143ZM150 65V64H149ZM152 65V63H151ZM154 65V64H153ZM87 65H85L86 67ZM119 66V65H118ZM124 66V65H123ZM102 67V66H101ZM106 67V66H105ZM104 67V68H105ZM117 67V66H116ZM122 67V66H121ZM125 67V66H124ZM136 67V66H135ZM134 67V69H135ZM153 67V66H152ZM84 68V66H83ZM88 68V66H87ZM93 68V67H92ZM103 68V69H104ZM108 68V67H107ZM106 68V69H107ZM130 68V67H128ZM141 69L140 67H136V69ZM148 68V67H147ZM150 68V67H149ZM148 68V70H149ZM154 68V67H153ZM78 69V68H77ZM90 69V67H89ZM102 69V68H100ZM102 69V70H103ZM109 69V68H108ZM130 69H133V67H131ZM128 69V70H130ZM135 69V70H136ZM138 69V70H139ZM151 69V68H150ZM156 69V68H155ZM155 69L152 70L153 73L151 72L152 76L154 75V72H155ZM84 70H87L86 68ZM93 70V69H92ZM96 70V69H95ZM101 70V71H102ZM114 71V69H110V71ZM126 69V71L122 72V73H126L128 71ZM134 70V71H135ZM143 70V69H142ZM161 70H164V71H161ZM177 70H181V72L179 74H174L175 71L178 72ZM77 71V70H76ZM81 71V70H79ZM89 71V70H87ZM104 71V70H103ZM106 71L108 70H105L104 72V77L106 78L105 74L107 73ZM110 71H108V73L106 75H108L110 73ZM111 71V72H112ZM117 73H119L118 70H116ZM141 71V70H140ZM78 72V71H77ZM77 72L74 71L75 74H78ZM115 72V71H114ZM114 72H112L111 74H113ZM130 72H133L130 71ZM148 72V71H147ZM147 72H146V75H147ZM149 72V74H150ZM73 73V74H74ZM92 73V72H91ZM103 73V72H102ZM101 73V74H102ZM116 73V72H115ZM129 73V71H128ZM134 73V72H133ZM132 73V74H133ZM137 73V72H136ZM87 74V73H86ZM85 72H84V76H86ZM100 74V73H99ZM130 74V75H132ZM140 74V72H139ZM148 74V75H149ZM158 74V72L156 73ZM158 74V75H159ZM80 75V74H79ZM78 75V77H79ZM94 75V74H92ZM96 75V74H95ZM98 75V73H97ZM135 75V74H133ZM138 75V74H137ZM145 75V76H146ZM75 76V75H74ZM99 76V75H98ZM96 76V78L98 77ZM101 76V75H100ZM109 76V75H108ZM107 76V77H108ZM112 76V75H111ZM151 76V75H150ZM162 77V75H159V77ZM92 77V76H91ZM103 77V76H102ZM122 77V76H121ZM120 77V78H121ZM124 78L128 77V76H123ZM132 77V76H131ZM130 77V81L132 80ZM141 77H142V73H141ZM159 77H156L158 79H156L157 81L159 80ZM160 77V78H161ZM82 78V76L80 75V79ZM95 78V77H94ZM93 78V80H94ZM129 78V77H128ZM137 77H135L136 79ZM148 78V77H147ZM146 78V79H147ZM168 78V77H167ZM90 79V78H89ZM101 79V78H100ZM104 79V78H103ZM107 79V78H106ZM110 79V78H109ZM119 79V78H118ZM122 79V78H121ZM141 79V78H140ZM145 77L143 78V80H145ZM98 80V79H97ZM123 80V79H122ZM121 80V81H122ZM152 80V79H151ZM166 80V79H164ZM105 81V80H104ZM114 82H121L120 80H113ZM124 83H126L125 81H127V79H124L123 80ZM129 81V80H128ZM127 81V82H128ZM133 81V80H132ZM142 81V80H141ZM150 81V80H149ZM148 81V82H149ZM153 81V80H152ZM160 81H163V80H160ZM159 81V82H160ZM168 81V80H167ZM97 82V81H96ZM103 82V80H102ZM106 82V81H105ZM110 82H112V80H110ZM109 82V83H110ZM116 82V83H117ZM95 83V82H94ZM93 83V84H94ZM120 83V84H121ZM131 83V82H130ZM134 83V82H133ZM137 83V82H136ZM134 83V84H136ZM142 83V82H141ZM144 83V82H143ZM107 84V83H105ZM104 84V85H105ZM129 84V83H127ZM147 83H144L143 86H145ZM150 84V83H148ZM152 84V82H151ZM161 84H165V83H161ZM160 84V85H161ZM92 85V84H91ZM100 85V84H99ZM97 85V87H100L102 85ZM115 85V83H114ZM113 83L110 84V87L112 88V86L114 87ZM131 85V84H130ZM133 85V84H132ZM131 85V86H132ZM137 85V84H136ZM135 85V86H136ZM139 82H138V85L136 86L137 89L139 88ZM142 85V84H141ZM141 85H140V88H141ZM153 85V84H152ZM157 85V83H156ZM166 85V84H165ZM109 86V84L107 85ZM119 86V85H117ZM124 87V85H122ZM121 86V87H122ZM128 86V85H127ZM130 86V87H131ZM150 87V85H148ZM103 87V86H102ZM106 88V86H104ZM120 89L123 90V87ZM130 87H127L130 88ZM133 87V86H132ZM152 87V86H151ZM95 88V86H94ZM110 88V89H111ZM115 88L117 87H114L112 89V92L114 90H116ZM126 88V87H125ZM146 88V87H145ZM144 88V89H145ZM153 88V87H152ZM151 88V89H152ZM99 90L104 91V88L103 90L100 88H98ZM107 89H109L107 87ZM106 89V90H107ZM119 89V90H120ZM127 89H124V90H127ZM134 89V88H133ZM147 89V88H146ZM145 89V90H146ZM149 89V88H148ZM147 89V90H148ZM155 89V88H154ZM153 89V91H154ZM118 90V89H117ZM120 90V92L122 91ZM130 90V89H128ZM135 90V89H134ZM143 90V88H142ZM144 90V91H145ZM95 91V90H94ZM93 91V92H94ZM98 91V90H97ZM142 91V92H144ZM156 91V90H155ZM92 92V90H91ZM111 92V90H110ZM108 92V93H110ZM111 92V93H112ZM115 92V91H114ZM118 92V91H116ZM123 92V91H122ZM130 92V91H129ZM128 92V93H129ZM137 91H135L136 93ZM95 93V92H94ZM99 93V91H98ZM97 93V94H98ZM103 93V92H102ZM127 93V94H128ZM139 93V92H138ZM141 93V91H140ZM155 93V92H154ZM82 94V93H81ZM86 94V92H85ZM96 94V93H95ZM107 94L105 91H104V94L105 95ZM113 94V93H112ZM111 94V95H112ZM102 95V96H103ZM115 93L113 94V97H114ZM119 95V94H118ZM141 95V94H139ZM79 96V95H78ZM82 96V95H80ZM83 96H84V92H83ZM101 96V95H100ZM98 96V97H100ZM107 96V95H106ZM117 96V95H116ZM143 96V95H141ZM146 96V95H144ZM156 96V95H155ZM16 97V96H15ZM19 97V96H17ZM16 97V98H17ZM85 97V96H84ZM97 97V99H98ZM20 98V97H19ZM90 98V99H91ZM116 98V97H115ZM144 98V97H143ZM1 99V98H0ZM18 99V98H17ZM17 99H15L17 101ZM100 99L102 100V98L100 97ZM22 97H21V99ZM22 101H19V105L21 106V102ZM28 101V100H27ZM98 101V100H96ZM140 101H141V97H140ZM3 103V101H1ZM25 102V101H24ZM23 102V103H24ZM99 102V101H98ZM97 102V103H98ZM104 102V101H103ZM154 102V101H153ZM26 103V102H25ZM141 103V102H140ZM5 104V102H4ZM15 104V103H14ZM17 104V103H16ZM92 104V103H91ZM92 104V105H94ZM143 104V102H142ZM152 104V103H151ZM1 105V104H0ZM8 105V104H6ZM6 105H2L0 107H3V106H6ZM90 105V104H89ZM145 105V104H144ZM103 106V104H102ZM101 106V108H102ZM154 106V105H153ZM158 106V105H157ZM157 106H155L157 108ZM8 107V106H6ZM16 107V106H15ZM97 107V108H98ZM5 108V107H4ZM4 108L3 111L5 110ZM9 108V107H8ZM7 108V109H8ZM23 108V106H22ZM11 109V107L9 108ZM90 109H92V107H90ZM19 110L18 112H20L21 109H17ZM26 110V109H25ZM97 110V111H96ZM109 110V111H107ZM111 110V111H110ZM1 111V110H0ZM8 112L6 113H12V112H9V110H7ZM22 111V110H21ZM28 111V110H26ZM23 110V112H26ZM153 111V110H152ZM2 112V111H1ZM16 112V111H15ZM92 111L90 112V114L92 113L93 115L95 113H93ZM17 113V112H16ZM145 113V111H144ZM147 113V112H146ZM145 113V114H146ZM27 114V112H26ZM125 114V115H124ZM96 115H98L96 113ZM112 115V114H110ZM113 115V116H114ZM143 115V114H142ZM112 116V117H113ZM144 116V115H143ZM111 117V116H110ZM133 117V119L131 120L130 118ZM146 116H144L145 118ZM155 117V119H156ZM23 118H26V117H23ZM22 118V119H23ZM28 118V116H27ZM29 118L31 119L30 115H29ZM28 118V119H29ZM115 118V117H114ZM147 118V117H146ZM145 118V119H146ZM27 119V120H28ZM96 119V118H95ZM112 119V118H111ZM144 119V120H145ZM153 119H154V116H153ZM24 120V119H23ZM110 120V119H109ZM152 121V119H149ZM221 120H229L230 123L228 124L227 127L224 128V130H220V132L217 130H215V128L217 127V125L219 124V122H221ZM26 121V120H24ZM30 121V120H29ZM90 121V120H89ZM113 121V119H112ZM111 121V122H112ZM114 121V122H116ZM146 121V120H145ZM144 121V122H145ZM154 121V120H153ZM196 121V123L199 125H204L205 127L207 126V128L209 130L207 131H204L198 138L197 136V140L195 142H197L196 144V147L193 149V148H189L188 151H185L186 148L183 144H185V142L183 143H178V141H176V137L178 135H176V132H179L181 131L185 133V135L181 138L183 141H187L188 140V136L190 133H192L190 131V133L188 134L187 133V125L191 122H194ZM3 122V121H2ZM10 122V121H9ZM31 122V121H30ZM29 122V123H30ZM129 122V123H128ZM140 122V121H139ZM148 122V121H147ZM156 122H157V119H156ZM1 123V122H0ZM32 123V122H31ZM117 123V122H116ZM138 123V122H136ZM155 123V122H154ZM152 122V124H154ZM6 124H7V121H6ZM5 124V125H6ZM11 124V122H10ZM106 124H109V123H105L104 125ZM121 124V125H122ZM143 124V123H142ZM148 124V123H147ZM157 124V123H156ZM155 124V125H156ZM194 124V123H193ZM4 124H2V127H3ZM9 125V124H8ZM111 125V124H109ZM132 126V124H130ZM135 125V124H134ZM138 125V124H136ZM13 126V125H10V127ZM96 126V127H95ZM114 126V125H113ZM120 126V125H119ZM130 126V127H131ZM140 126V123L139 125ZM157 126V125H156ZM192 126V125H191ZM195 126V125H194ZM197 126V125H196ZM196 126L194 127V129L196 130ZM219 126V125H218ZM0 126V129L2 128ZM6 128V126H4ZM14 127V126H13ZM137 127V126H136ZM4 128V129H5ZM110 128V127H109ZM119 129V127H117ZM121 128V127H120ZM133 128V127H131ZM137 128H140V127H137ZM192 128V127H191ZM14 131H17L19 129L16 130V128L14 127ZM33 127L30 128V130L32 131V135L34 134L33 133V130L34 129ZM142 129V128H141ZM30 130L28 129V132H30ZM39 130V129H38ZM111 130V129H110ZM116 130V129H114ZM113 130V131H114ZM121 129H119L120 131ZM134 130L138 131L140 129H135ZM189 130V129H188ZM206 130V129H204ZM215 130V133L211 135L210 131H214ZM230 130H234L233 133L229 134L228 135V131L230 132ZM3 131V130H1ZM6 131V129H5ZM7 131H11V129L7 130ZM158 131V130H157ZM4 132V131H3ZM3 132H1L2 135H0V137L2 138L3 137ZM13 132V131H12ZM22 132V131H21ZM21 132H20V136L21 138L23 137L21 135ZM40 132V131H39ZM38 132V133H39ZM79 132V131H78ZM81 132V131H80ZM125 132V130H124ZM194 132V131H193ZM196 132V131H195ZM5 133V132H4ZM14 132L13 135L16 134ZM23 133V132H22ZM25 133V132H24ZM31 133V132H30ZM36 133V132H35ZM45 133V132H44ZM116 133V132H115ZM127 133V132H126ZM200 133V132H199ZM11 134V133H10ZM18 134H19V131H18ZM18 134L16 135V137L18 136ZM27 134V133H26ZM41 134V133H40ZM81 134V133H79ZM78 134V135H79ZM118 134V133H117ZM178 134V133H177ZM181 134V135H182ZM194 135L196 133H193ZM13 135H11V137L8 135V137H10L12 139V137H14ZM31 135V134H30ZM31 135V136H32ZM193 135V137H194ZM197 135V134H196ZM195 135V136H196ZM5 138L7 137V132H6V135L4 134ZM27 136H29L27 134ZM31 136H29L31 138ZM180 136V135H179ZM192 136V134H191ZM7 137V138H8ZM35 137V135H34ZM36 137H38V135H36ZM78 137V136H77ZM98 137V136H97ZM130 137V136H129ZM181 137V136H180ZM193 137H190V138H193ZM0 138V139H1ZM28 138V137H27ZM25 136L24 140L26 139V141H28ZM29 138V139H30ZM179 138V137H178ZM177 138V139H178ZM189 138V140H190ZM4 143L6 140H4ZM10 139V141H11ZM18 139V138H17ZM34 139V138H32ZM37 139H40L39 137ZM77 139V138H75ZM81 138H79L80 140ZM113 139V138H112ZM181 139H178L179 141ZM193 139H196L193 138ZM74 140V138H73ZM9 140H7V143H8ZM9 141V142H10ZM18 141H22L21 140H18ZM77 141V140H75ZM107 141V140H106ZM110 141V140H109ZM135 141V140H134ZM154 141H157V146H160L159 144H162V142H164L160 148L157 150L155 149V145L156 143H154ZM192 141V140H191ZM254 141V142H253ZM24 142V141H22ZM83 142V141H82ZM253 142V143H252ZM3 142L2 144L5 145ZM11 143V142H10ZM14 144V142H12ZM189 144V142H187ZM9 144V143H8ZM187 144V145H188ZM1 145V144H0ZM46 145V144H45ZM44 145V146H45ZM186 145V144H185ZM8 146V145H7ZM10 146V144H9ZM13 146V145H12ZM10 146V149H12ZM178 146V147H177ZM192 146V145H191ZM193 146H194V142H193ZM5 147V146H3ZM175 147H177V149L175 150ZM185 148L184 151H182V148ZM15 148H18V147H15ZM45 148V147H44ZM48 148V146H47ZM78 148V149H79ZM158 148V147H156ZM6 149V148H5ZM42 149V148H41ZM50 149V148H49ZM61 149V148H60ZM59 149V150H60ZM7 150V149H6ZM16 150V149H15ZM19 153H21L19 149H17ZM39 150V149H38ZM160 152V153H157L156 151ZM250 150V149H249ZM4 150L2 149V152ZM58 151V150H57ZM195 151H198L199 153H197L198 155L195 156ZM1 152V153H2ZM9 152V151H7ZM12 152V151H11ZM16 152V151H15ZM17 152V153H18ZM39 152V151H38ZM41 152V151H40ZM47 152V151H46ZM45 152V153H46ZM172 152H174V155L173 157L171 158H167L166 156L171 154ZM5 153V152H4ZM10 153V152H9ZM23 153V152H22ZM49 153V152H48ZM11 154V153H10ZM30 154V153H29ZM27 155L26 153V156L28 158H30L31 156L30 155ZM32 154V153H31ZM35 154V153H33ZM43 154V153H42ZM6 155H9L6 153ZM18 155V154H17ZM16 155V156H17ZM22 155V154H20ZM25 155V153H24ZM44 155V154H43ZM49 155V154H48ZM55 155V154H54ZM121 155V157H120ZM23 156V155H22ZM33 156V155H32ZM195 156V161H192L190 160L192 157ZM15 155H13L12 158H14ZM17 157H21V156H17ZM16 157V158H17ZM35 157V155H34ZM50 157V156H48ZM83 157V158H85ZM5 158V157H3ZM11 158V157H10ZM11 158V159H12ZM24 158V157H23ZM26 158V157H25ZM24 158V159H25ZM28 158L25 159L26 162L24 163H27L28 162ZM38 158V157H37ZM47 158V157H46ZM45 158V159H46ZM53 159V157H50ZM80 158V157H79ZM82 158V159H83ZM116 158V157H115ZM147 158V159H146ZM167 158V159H165ZM2 159V158H1ZM0 159V161H1ZM10 159V160H11ZM32 158H30L29 160H31ZM35 159V158H34ZM32 159V160H34ZM44 159V160H45ZM111 159V158H110ZM122 161H121V160ZM146 159V160H145ZM4 160V159H2ZM5 160L8 161L7 157L5 158ZM9 160V161H10ZM24 160V161H25ZM30 163H33L35 162L32 161ZM41 160V159H40ZM55 160V158H54ZM80 160V159H79ZM107 160V159H106ZM189 160L192 162L190 163ZM8 161V162H9ZM14 159L11 161L13 162ZM38 161V160H37ZM46 161V160H45ZM48 161V160H47ZM51 161V160H50ZM108 161V160H107ZM3 162V161H1ZM28 162V163H29ZM42 162V161H41ZM52 162V161H51ZM81 162V161H80ZM3 163H7V162H3ZM16 162H14L13 164H15ZM19 163V162H18ZM21 163H22V160H21ZM27 163V164H28ZM29 163V164H30ZM43 163H46V162H43ZM43 163H40V164H43ZM119 163V164H120ZM174 163V164H175ZM10 164V162H9ZM12 164V163H11ZM115 164V162H114ZM126 164V165H125ZM160 164V165H159ZM163 164V163H162ZM201 164H203V167L198 169L199 166H201ZM20 166V163L17 164ZM22 167L24 168V165L21 164ZM35 165V163H34ZM38 165V164H37ZM50 165V164H49ZM117 165V163H116ZM220 165V166H219ZM44 166V165H43ZM47 166V165H46ZM83 166V165H82ZM169 166V165H168ZM176 166V165H175ZM219 166V168L222 167V169H217ZM186 167H188V169H185ZM85 168V167H83ZM82 168V169H83ZM123 168V167H121ZM163 168V169H162ZM2 170V168H1ZM3 171V170H2ZM0 171V179H3L4 178V173ZM23 171V170H22ZM13 172V173H12ZM6 173V175H7ZM16 173V172H15ZM21 173V171H20ZM245 173V171H244ZM19 174V173H17ZM174 174V173H173ZM256 174V173H255ZM261 174V173H260ZM5 175V176H6ZM222 175V176H221ZM245 175V174H244ZM99 176V175H98ZM172 176V175H171ZM3 177V178H2ZM15 177V178H14ZM19 177V176H18ZM169 177V175H168ZM22 179L24 177H21ZM244 178V177H243ZM249 178V177H248ZM254 178V177H253ZM256 178V177H255ZM259 178V177H258ZM261 181H259V184H260V187L263 185V188H264V175L261 177ZM259 178V179H260ZM20 179V177H19ZM168 179V178H166ZM174 179V178H173ZM245 179V178H244ZM243 179V180H244ZM250 179V178H249ZM23 180H26V179H23ZM2 181V180H0ZM3 181H5L3 179ZM22 181V180H21ZM255 181V180H254ZM23 182V181H22ZM33 182V180H32ZM146 182V183H147ZM167 182V181H166ZM194 185H192L193 183ZM244 182V181H243ZM246 182V181H245ZM8 183V182H7ZM170 183V182H169ZM192 183V184H191ZM2 184V182H1ZM141 184V183H140ZM146 185L148 187H150V185ZM208 184V183H207ZM247 184V183H246ZM252 184V183H251ZM249 184V185H251ZM258 184V181L256 182V185H259ZM24 185V184H23ZM144 185V184H143ZM248 185V184H247ZM145 186V187H146ZM153 184L151 185V189H154L152 188ZM167 186V185H166ZM210 186V184H209ZM253 186V185H252ZM90 187V188H92ZM144 187V188H145ZM249 187V186H247ZM254 187H255V182H254ZM6 188V187H5ZM25 188V187H24ZM147 188V187H146ZM159 188V187H158ZM169 188H170V185H169ZM209 188V187H208ZM209 188V189H210ZM241 190L242 189H245V186H241L240 187ZM251 188V187H250ZM257 188H259L257 186ZM256 188V189H257ZM262 188V187H261ZM26 189V188H25ZM148 189V188H147ZM146 189V190H147ZM150 189V190H151ZM156 189V188H155ZM208 189V190H209ZM237 189V190H236ZM3 190V191H2ZM145 190V189H144ZM149 190V189H148ZM159 190V189H158ZM156 190V191H158ZM254 190V189H253ZM7 192V193H4V192ZM153 190H151L152 192ZM155 191V193H156ZM26 192V191H25ZM200 192V191H198ZM208 192V191H207ZM250 192V191H249ZM252 192V190H251ZM23 193V192H22ZM22 193H20V195H22ZM154 193V192H153ZM158 193V192H157ZM196 193V192H195ZM194 193V194H195ZM202 193H205L204 191ZM149 194V192H148ZM250 194V193H249ZM19 195V196H20ZM124 196L123 198L121 199H117L118 201H115L114 198L116 199L117 196ZM151 195V194H150ZM156 195V194H155ZM197 195V194H195ZM201 195V194H200ZM238 195V193H237ZM236 195V196H237ZM135 196V197H136ZM147 196V195H146ZM23 197V196H22ZM73 197H76V199H73ZM159 197V196H158ZM19 198V197H18ZM17 198V199H18ZM161 199V197H159ZM196 198V197H195ZM208 198H210L208 200ZM236 198V197H235ZM131 199V198H130ZM135 199V198H134ZM163 199V198H162ZM16 201V203L13 202ZM132 200V199H131ZM210 201V200H213V201H210V202H207ZM60 201V199L58 200ZM134 201V200H133ZM132 201V202H133ZM162 202H164L163 200H161ZM94 202V203H95ZM106 202V201H105ZM131 202V203H132ZM184 202V203H185ZM20 203V202H18ZM126 203V202H125ZM138 204V202H136ZM192 203V201H191ZM56 204V203H55ZM91 204V203H90ZM155 204H157V207H155ZM162 204V203H161ZM183 204V203H182ZM131 205V204H130ZM135 205V204H134ZM178 205V203H177ZM121 206L123 208H121ZM166 206V205H165ZM181 206V205H180ZM185 206V205H184ZM187 206V205H186ZM190 206H192L190 204ZM22 207V206H21ZM54 207V206H53ZM108 207V206H107ZM167 207V206H166ZM168 207H170V205H168ZM193 207V206H192ZM221 207V206H219ZM55 208V207H54ZM121 208V209H120ZM138 208H141L140 206ZM179 208V207H178ZM186 208V214H187V207ZM22 209V208H21ZM137 209V208H136ZM143 209V210H144ZM167 209V208H166ZM81 210V209H80ZM140 210V209H139ZM169 210V209H168ZM171 210V209H170ZM174 210V209H173ZM177 210V209H176ZM179 210V209H178ZM177 210V211H178ZM183 211H179L181 213L180 217L183 215L182 213L184 212V209H182ZM215 210V209H214ZM137 211V210H136ZM167 211V210H166ZM175 211V210H174ZM197 211V212H196ZM217 211V210H216ZM133 212V211H132ZM142 212V211H140ZM156 213V214H157ZM165 213V210L164 212ZM209 213V212H208ZM207 213V214H208ZM158 214H157V217H158ZM167 214V213H166ZM165 214V215H166ZM191 214H189L191 216ZM21 215V214H20ZM155 215V214H154ZM176 216V214H174ZM173 215V216H174ZM179 215V214H178ZM123 216V215H122ZM137 216H138V213H137ZM168 216H171L168 214ZM184 216H185V213H184ZM187 216V215H186ZM164 217V216H162ZM197 217V216H196ZM209 217V216H208ZM19 218V216H18ZM136 218V217H135ZM166 218V217H165ZM165 218H161L162 219V222L161 223H164L165 225V221L163 222V219L165 220ZM170 218V217H169ZM173 218V217H172ZM176 218V217H175ZM177 219V218H176ZM183 219V217H182ZM187 219V218H186ZM193 219L194 221V218H191L189 221L186 220L187 222H179V219L178 221H174V225H178L179 227L181 226L182 228V232H185L183 233L182 235L185 236V234H187L188 232H193V233H202L204 231V227L205 229L207 230L206 226H201L202 222H193L191 223V220ZM196 219V218H195ZM156 221H158L157 219H155ZM170 220V219H169ZM174 220V219H173ZM199 220V219H198ZM32 221V219H31ZM182 221V220H181ZM34 222V221H32ZM139 222V221H138ZM137 223V222H136ZM169 223V222H167ZM68 224V223H67ZM141 224V223H140ZM153 224H154V221H153ZM152 224V226H153ZM171 224V223H170ZM173 224V223H172ZM124 225V224H123ZM126 225V224H125ZM157 224H154L153 227L157 228L156 226ZM163 225V224H162ZM176 225V226H177ZM204 225V223H203ZM151 226V227H152ZM170 226V225H169ZM150 227V226H149ZM158 227H160L158 225ZM178 227V228H179ZM100 228V227H99ZM136 228V227H135ZM139 228V227H138ZM161 228V227H160ZM184 228V230H183ZM120 229V228H119ZM123 229V228H122ZM121 229V230H122ZM129 229V228H128ZM137 229V228H136ZM135 229V230H136ZM142 229H141V232H142ZM147 229V228H146ZM145 229V230H146ZM150 229V228H149ZM153 229V228H151ZM163 229V228H162ZM124 230V229H123ZM143 230V231H145ZM154 230V229H153ZM187 230V231H185ZM201 230H203L201 232ZM205 230V231H206ZM209 230V229H208ZM112 229L110 230V232L112 233ZM138 231V230H137ZM149 231V230H148ZM159 231V230H158ZM160 231H163L160 229ZM165 231V230H164ZM163 231V233H164ZM29 232H32V235L29 234ZM109 232V230L107 231ZM133 232V231H132ZM140 232V230H139ZM154 232V231H153ZM153 232H151V234H153ZM211 232V231H210ZM34 233V235H33ZM128 233V232H127ZM138 233V232H137ZM156 233V232H155ZM160 233V232H159ZM204 233V232H203ZM207 233V232H206ZM114 234V233H113ZM133 234L136 236V232L134 231ZM144 234V233H143ZM143 234H140V237L141 235ZM161 234V233H160ZM168 234V233H166ZM197 234V235H198ZM107 235V234H106ZM148 235V233H147ZM146 235V236H147ZM163 235V234H162ZM194 235L196 234H193L192 237H194ZM204 235V234H203ZM223 236V234H221ZM97 236V235H95ZM112 236V235H111ZM129 236V235H128ZM139 236V235H138ZM145 235H143L142 237H144ZM145 236V237H146ZM152 236V235H151ZM150 236V238H151ZM163 236H166V235H163ZM190 236V234H189ZM110 237V236H109ZM137 237V236H136ZM140 237H139V240L136 238V242H138V245L139 247H141V250H135V247H134V244L137 245V243H135L133 241V238H132V242H134V244H130L128 245L127 247L130 249L129 253L131 252L132 253V257L130 258L131 262H133L134 264H140L142 263V261H138L139 258H142V253H144L143 249L145 248V244H147L148 242L145 241L146 243L144 244H141V241H140ZM141 237V238H142ZM149 237V236H148ZM154 238V234L152 236ZM167 237V236H166ZM164 237V238H166ZM187 237V236H185ZM188 237V245L191 244L193 241L195 242L196 239L198 237ZM91 238V237H89ZM94 238V237H93ZM96 238V237H95ZM104 238H106L104 236ZM103 238V239H104ZM151 238V239H153ZM163 238V239H164ZM207 238H209L208 236H206V238L204 237V239L206 240ZM87 239V238H86ZM92 239V238H91ZM109 239V238H108ZM111 239V238H110ZM170 239V238H169ZM187 240V238H185ZM203 239V240H204ZM46 240V239H45ZM59 240V239H58ZM106 240V239H105ZM118 240V239H117ZM184 240V242L186 241ZM43 241V240H42ZM84 241V240H83ZM98 241V239H97ZM101 241V240H100ZM103 241V240H102ZM110 241V240H109ZM119 241V240H118ZM165 241V239H164ZM29 242V241H27ZM91 244L89 245V248L90 249H95L94 247V244H95V240H92L90 241ZM104 242V241H103ZM107 242V240H106ZM127 242V241H126ZM143 242H144V238H143ZM173 242V241H172ZM187 242V241H186ZM185 242V243H186ZM206 242V241H205ZM30 243V242H29ZM84 243H86V241H84ZM101 243V242H100ZM105 243V242H104ZM171 243V241H170ZM174 243H175V240H174ZM184 243V244H185ZM204 243V242H203ZM22 244V243H21ZM27 244V243H26ZM89 244V243H88ZM112 244V243H111ZM115 244V243H114ZM124 244V242H123ZM176 244V243H175ZM177 244L179 245V243L177 242ZM183 244V243H181ZM194 244V243H192ZM191 244V245H192ZM29 245V244H28ZM83 245V244H82ZM106 245V244H105ZM104 245V246H105ZM126 245V244H125ZM11 246V245H10ZM25 246V245H24ZM100 246V244H99ZM111 246V245H110ZM113 246V245H112ZM137 246V247H138ZM172 246V245H170ZM184 246V247H183ZM181 245L180 247L179 246H174L175 248L177 247V249H181L182 247L185 248L187 246L185 245ZM86 247V246H84ZM107 247V245H106ZM105 247V248H106ZM109 247V245H108ZM124 247V246H123ZM126 248H121L122 250V254H124L125 258L127 259V255H128V249ZM173 247V248H174ZM179 247V248H178ZM191 247V246H189ZM204 248L205 245H203ZM102 248V247H100ZM113 248V247H112ZM147 248V247H146ZM145 248V250H146ZM170 248V247H168ZM115 249V247H114ZM172 249V248H171ZM176 249V251H178ZM179 249V250H180ZM9 250V251H8ZM14 250V249H12ZM85 250V249H84ZM109 250V249H108ZM135 250V251H134ZM188 250V249H187ZM202 250V249H201ZM101 251V250H100ZM143 251V252H142ZM147 251V250H146ZM170 251V249H169ZM185 251V250H184ZM205 251V249H204ZM59 252V251H58ZM168 251H166L167 253ZM173 252V251H171ZM168 253V255H170V253ZM182 252H183V249H182ZM187 251H185L184 253H186ZM57 253V252H56ZM61 253V252H60ZM107 253V251H106ZM58 254V253H57ZM102 254V253H101ZM113 254V252H111V255ZM63 255V253H62ZM103 255V254H102ZM153 255V253H152ZM167 255V254H166ZM172 257H173V254H171ZM171 255L169 256L171 258ZM31 256V255H30ZM53 256V255H52ZM131 256V255H130ZM114 257V256H113ZM112 257V258H113ZM146 257V256H145ZM55 258V257H54ZM104 258V257H103ZM122 259V258H121ZM125 259V261H126ZM143 259V258H142ZM145 259V258H144ZM147 259V258H146ZM49 260V259H48ZM57 260V259H56ZM114 260V259H113ZM52 261V260H51ZM129 261V260H128ZM145 261V260H144ZM175 261V260H174ZM172 261V262H174ZM73 262V261H72ZM111 262V261H110ZM123 261L121 262H118L119 264H122ZM140 262V263H139ZM176 262V261H175ZM174 262V263H175ZM48 263V262H47ZM69 263V262H67ZM71 263V262H70ZM130 263V262H129ZM132 263V264H133ZM177 263V262H176ZM51 264V263H50ZM114 264V262H113ZM149 264V263H147ZM161 264V263H160Z\"/></svg>",
  "mask_w": 264,
  "mask_h": 264
}]
</instances>
